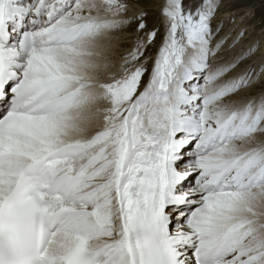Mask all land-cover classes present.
Wrapping results in <instances>:
<instances>
[{
    "label": "snow or ice",
    "instance_id": "1",
    "mask_svg": "<svg viewBox=\"0 0 264 264\" xmlns=\"http://www.w3.org/2000/svg\"><path fill=\"white\" fill-rule=\"evenodd\" d=\"M220 7L0 0V264H264V41Z\"/></svg>",
    "mask_w": 264,
    "mask_h": 264
},
{
    "label": "rangeland",
    "instance_id": "2",
    "mask_svg": "<svg viewBox=\"0 0 264 264\" xmlns=\"http://www.w3.org/2000/svg\"><path fill=\"white\" fill-rule=\"evenodd\" d=\"M150 12V21L152 23H159L158 7L154 6V9H150ZM229 12H234L235 14L228 16L226 19L224 18L222 29L224 31L221 32V35H228V38L231 36L235 38L238 32L246 30L245 36L240 39L241 43H243L241 50L244 44L248 45L256 40L264 41V0H221V7L217 13L216 19L219 15ZM226 27L229 28L227 29ZM124 34L127 36V40H124V47L126 48V52L124 53L126 54L127 51L130 50L136 34L133 31L124 32ZM152 54L155 56V48L152 49ZM120 63L121 58L119 60V65ZM245 63H250V61H246Z\"/></svg>",
    "mask_w": 264,
    "mask_h": 264
},
{
    "label": "bare ground",
    "instance_id": "3",
    "mask_svg": "<svg viewBox=\"0 0 264 264\" xmlns=\"http://www.w3.org/2000/svg\"><path fill=\"white\" fill-rule=\"evenodd\" d=\"M150 9H154V6H150ZM233 14H235L234 12H229V13H225V14H223V15H219V17H217V19H216V22H223L228 16H231V15H233ZM225 18V19H224ZM224 24V23H223ZM227 28V27H226ZM229 28V27H228ZM227 28V29H228ZM231 29V28H230ZM222 31H224V30H222ZM226 31V30H225ZM227 32V31H226ZM232 33V32H231ZM118 37V38H117ZM127 38V36L124 34V33H117V34H115L114 35V37H113V45H114V61H115V63H116V65H117V69L116 70H118V65H119V60H120V58H121V56L122 55H124L125 53L124 52H126L125 51V47H124V43H125V41L124 40H127L126 39ZM233 39V37L231 36V37H229V43L231 42V40ZM245 39V38H244ZM130 43V42H129ZM239 43H241V41L239 42ZM128 44V43H127ZM242 44L243 43H241V44H237L236 45V48L235 49H230V51H241V46H242ZM247 45L246 44H244L243 45V49L246 47Z\"/></svg>",
    "mask_w": 264,
    "mask_h": 264
}]
</instances>
